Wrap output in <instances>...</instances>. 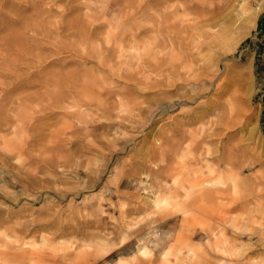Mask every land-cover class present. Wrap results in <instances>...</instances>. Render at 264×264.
Masks as SVG:
<instances>
[{"label":"rangeland","instance_id":"1","mask_svg":"<svg viewBox=\"0 0 264 264\" xmlns=\"http://www.w3.org/2000/svg\"><path fill=\"white\" fill-rule=\"evenodd\" d=\"M15 1L0 0V253L14 249L33 255L36 249L64 264H264V8L255 17L250 13L257 0H159L147 10L134 8L129 24L117 4L110 8L112 0H40L36 10L26 8L25 0ZM95 12L98 19L88 22ZM142 15L152 20L144 22ZM21 18L27 25L22 34H8L2 21L9 20V30ZM113 29L120 30L123 44L132 34L139 42L149 39L159 44L152 45V55L192 66L189 71L179 64V71L193 96L156 113L158 96L148 89L146 98L136 101L154 111L141 123L113 124L118 112L129 114L122 101L136 92L128 93L130 82L118 81L124 73L102 69L97 56L88 55L86 37L111 52L112 61L119 49L124 55L143 50L142 45L119 48L117 38L108 35ZM194 73L200 78H191ZM88 78L94 83L89 91L81 86ZM102 80L107 84L101 86ZM206 100L216 104L214 110L183 126L197 131L191 153H185L188 139L166 144L167 120ZM229 111L235 112L233 121L225 125ZM33 125L45 138L72 137L74 142L62 146L67 161L50 167L40 162L27 174L26 156L8 154L6 145L33 133ZM147 130L151 134L143 142ZM88 139L94 141L93 152L82 146ZM210 143L215 154L231 158L229 172L238 183L217 186L202 213L193 208L188 217L158 214L156 192L171 187L183 195L169 172L193 179L205 170L202 148ZM148 147L167 148L165 162L160 154L146 153Z\"/></svg>","mask_w":264,"mask_h":264},{"label":"bare ground","instance_id":"2","mask_svg":"<svg viewBox=\"0 0 264 264\" xmlns=\"http://www.w3.org/2000/svg\"><path fill=\"white\" fill-rule=\"evenodd\" d=\"M7 1L8 0H5V2H7ZM10 1L13 2L15 0H10ZM144 1H146V2L141 3V1L138 0V2L135 3L134 0H112V4L109 6L111 8L112 5L117 4V7H115V8H117V11L120 15L128 18L127 21L129 24L135 20V18H133L132 14H131V11L134 10V8H139V9L141 8L142 10H145V9L147 10L148 8L153 7L155 5H158V3H159V0H144ZM39 4H40V0H25V4H23V5L26 8H34L36 10L40 6ZM20 5H22V4H20ZM163 5H165V4H163ZM166 5H167V3H166ZM109 6L106 5L104 7V9H107ZM263 8H264V0H257L254 7L251 8V12H250L251 16L255 17ZM77 9H78V7H77ZM99 13H101V11H99ZM97 14H98V12H97ZM97 14L95 12L94 15H89L87 18V21L90 22V21L98 19L99 15H97ZM102 15H105L103 11H102ZM136 19H137V17H136ZM146 19L152 20V18H150V16L148 17L147 15L146 16L142 15L141 20L142 21L144 20V22H145ZM101 21H102V19H101ZM2 22L3 23L6 22V24H5L6 32L10 35L13 32L21 33V29L24 26H27V25L21 23L22 18L20 20L19 25H15V27H12L9 30H8V28H10L9 20L8 21L3 20ZM93 22H95V21H93ZM122 22H123V20H122ZM124 22H125V20H124ZM93 24H95V23H93ZM108 24H109V28L113 25L112 21H110V20H109ZM126 24H127V22H126ZM84 25L82 27H84ZM99 25H101V24H99ZM118 25L116 23L115 28L118 27ZM97 27H99V26H97ZM133 28H135V27H133ZM68 29H69V27H68ZM114 29L112 31H110L108 35H110V39L112 38L114 41H115V38L118 39V40L116 39V41H118L117 44H118L119 48H121L122 46H128L129 48H134L136 50V49H140L141 45H142L143 50H138V51L132 52V53L128 52V53H125V55H124V54H120L122 52H121V49H119V51H118L119 55L117 56V60L112 61L114 59L113 58L114 56L111 52L101 51L98 49L99 47L92 46V41H93L94 37L93 38L92 37L91 38L86 37V40H88L90 43L89 44V47H90L89 50L90 51H89L88 55H90L93 52L97 56L98 64H99V66L102 67V69L109 68L110 73H117V74L118 73H124V76L122 77L121 80H119V78H117L118 81L120 83L125 84V85L131 83L129 86H132L133 89L132 90L128 89V91H130L128 93L131 94V91H132V93L136 92L135 97L131 96L130 99H126V101H122V103H124V105H125V108L128 111H130L129 114L127 113V115H125V116H120V113L117 111L119 113V115L117 113V115L115 117H113L114 119H116L115 121H113V124H115L117 126H121V125L123 126L126 124V122H128V121L133 122V120H136V119L138 122L141 123V121H142V119H144L145 115L151 114L154 111V109L150 108L151 107L150 104H149L150 107L148 105L142 106L143 104L141 105V103L143 102V100L136 101V98L139 96L146 98V96H144V94L147 93L148 89H153L154 95L158 96L157 97L158 100L155 104V106L157 105L156 107H158V110L156 111V113H160L162 111L170 110V108L176 107L178 102H180V103L186 102L188 98H191L193 96L192 93L190 92V90L185 87V84H183V82H185V80L183 81V78L180 75V71H179L180 62H179V64H178V61L176 62L177 58L170 61V60H165L164 57H158V56L152 55L151 54V48H154V47H152V45L158 46L159 44L158 43L152 44V42L149 39L146 41H142V42L140 41L139 42L136 40V36L133 34L126 41L124 40L125 42L123 44L122 43L123 37H120L116 33V32H118L119 29L116 31H114ZM121 29H124V28H121ZM138 29H139V27H138ZM50 35H52V34L50 33ZM12 37H15V35ZM3 39H5V38L3 37ZM3 39L1 38V40H3ZM8 41H10V40L6 39V42H8ZM69 42L72 43L71 40H69ZM69 42L68 41L66 42L67 46H68ZM75 47H76V45H75ZM23 50H25V49H23ZM82 51H84V49H81V52ZM21 53H22V49H21ZM116 54H118V53H116ZM16 57H18V56L16 55ZM14 58H15V56H14ZM15 61H17V60H15ZM111 61L115 62V63H111ZM186 64H187V62L181 63L180 64L182 66L181 68L188 69L189 71H191L190 68H192V66H187ZM85 65H87V64H85ZM150 71H153V73L158 74L159 77H156V76L151 77L152 76L151 74L147 75V73H149ZM198 71H200V70H198ZM213 72L217 73L216 70ZM86 73H87V70H86ZM200 73H201V71H200ZM107 74H108V72H107ZM185 75H187V74H185ZM198 75H199L198 73H194V74H191L190 77L193 79H197V78H200V77H198ZM215 75H217V74H215ZM207 78H209V76ZM210 78H212V77L210 76ZM133 82H134V85L132 84ZM188 82H189V80H188ZM106 84H107V82H104V80H102L100 85L104 86ZM93 85H94V83L90 78L83 79V81L81 82V86L88 91H89V89L93 88L92 87ZM129 86H128V88H129ZM112 91H113V89H112ZM92 92H93V90H92ZM195 92H197V91L195 90ZM93 93H92V96H93ZM125 93H126V91H125ZM95 94L96 93H94V95ZM89 95L91 96L90 93H89ZM238 95L239 94H237V97L240 99L241 95H239V96ZM116 97H117V94H116ZM93 98H95V97H93ZM90 100H91V98H90ZM155 100L156 99H154V101ZM244 101H245L244 99L241 100V103L243 104ZM120 102H121V100H120ZM163 102H165L164 105H162ZM152 103H153V101H152ZM120 105H122V104H120ZM103 106H106V105H103ZM215 106H216V104L213 106L212 100H206L202 104H199L196 107L185 108L178 115L173 116L170 119H168L167 120L168 128H166V131L163 130V131H165L164 136H165L166 144H170V146H171L175 142H179L183 139H188V141H190V143L186 147L185 153L186 154L191 153V151L194 149L191 145L194 144L196 141V138H197L196 132L197 131L193 130V129L187 131L184 129L183 126L200 119L203 115L214 110ZM118 107H120V106H118ZM122 107H123V105H122ZM106 108L109 109L108 107H106ZM103 110L105 111V109H103ZM112 111H113V109H112ZM114 112H115V110H114ZM234 113L235 112H233V111H229V115L227 117L226 116L223 117V119H226L224 122L225 125H228V124H230V122L233 121L232 117H233ZM157 115H159V114H157ZM112 116H113V114H112ZM150 116H149V118H150ZM247 116L249 118H251L253 116V114H251V115L248 114ZM102 118H103V116H102ZM106 118H108V117H106ZM151 119H154L153 120V122H154L156 118L154 116H152ZM240 122L241 121H239V123ZM217 123H218V121H217ZM106 124L107 123H105V125ZM89 126H90V124H89ZM105 127H107V126H105ZM25 128L27 130L28 122H27ZM33 128H35L33 133L24 134L21 137V139L17 143H14L12 146L6 145V148L8 150V154H10V156H12L11 154H15V153L24 154L26 156V158L28 159V165L25 168L28 171L27 174L28 173L32 174L33 173L32 171H36L35 168L38 167V163H40V162H43L50 167V166H53L56 163V161H58V162L59 161L60 162L65 161L67 159L66 158L67 153L65 151H63L62 146L65 145L66 142H69V143L74 142L72 140V137L71 138L67 137L68 139H62V138L53 137V136L45 138V137L41 136L40 134H38V132H37L38 126L33 125ZM224 132H226V131H224ZM150 134H151V131L147 130L146 133L144 134V137L142 138V141L143 142L147 141L148 136ZM204 134L206 136L212 135L209 131L204 133ZM175 136H178L177 137L178 140H176V141H174ZM75 137H77V135ZM79 138H81V135L79 136ZM191 142H192V144H191ZM93 144H94V141L91 139H88L85 141V143L82 144V146H84V148L88 152H93L94 151V148L92 147ZM159 146H161V144H159ZM165 149H167V148H161V147L149 148L148 147V150L146 151V153H148L150 156H156V155L160 154L162 156V161L165 162V159L168 156L167 154H165ZM217 149H218V147L216 148V150ZM7 150H6V152H7ZM202 150H203V153L205 154L204 155L205 161H206L205 170H200V169L197 170V173L195 174L193 179H190L189 177L185 176V174L176 175V174H172V171L169 172V175L171 177L172 182L174 183V185H176L177 187L182 189L183 195L180 197V194L175 189H172L171 187L165 188L164 191L156 192L155 196H154L155 197L154 198V200H155L154 204H155V207L157 209L156 211L158 212V214L159 213L160 214H166V213L167 214H170V213L175 214V212H176V213H181V214L188 217L189 215L194 214L193 212H191V210H193V208H195L198 212L202 213L203 209H204L203 204L207 200H210V197L213 196L212 192L217 188V186H220V185L227 186V185L231 184L233 187H235V185L238 183L237 176L230 175L231 173L229 172L230 167L228 166L229 164H227V163L231 162V158L229 160L226 157V155L224 153H221V152L215 154L216 152H213L215 149L212 148V143L205 146V148H202ZM60 157L61 158L64 157V158L61 160ZM212 160H215L217 163H219V162L225 163L226 165L224 164L223 168H218V166H215V164L211 163ZM190 173H191V171H190ZM236 173H238V172H236ZM187 175H189V174L187 173ZM16 180H17V178H16ZM168 209H169V211L167 212ZM60 225H61V223H60ZM57 226H59V225L57 224ZM5 231H6V229L4 230V233H5ZM70 231H71V229H70ZM78 232H80V231H78ZM2 237H0V238H2ZM48 240H51V239L45 238V241H48ZM33 248H35V247H33ZM32 253H34V254L30 255L24 251H19V250H14V249L10 250L8 252H5L3 254L0 253V264H37V262H41L42 264H45L43 262L45 259L51 260L50 264H64V262H63L64 259L62 260V258H60V261H57L55 256H53L54 254H52V253H51L52 255H50L48 257H46L41 252L37 251L36 249H34V251H32ZM48 255H49V252H48ZM80 264H87V263L82 262Z\"/></svg>","mask_w":264,"mask_h":264}]
</instances>
